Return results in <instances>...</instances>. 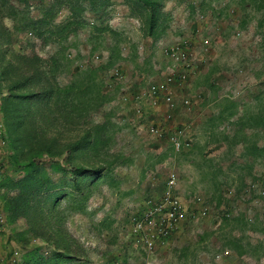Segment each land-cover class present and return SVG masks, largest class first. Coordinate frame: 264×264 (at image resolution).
<instances>
[{
    "label": "rangeland",
    "instance_id": "1",
    "mask_svg": "<svg viewBox=\"0 0 264 264\" xmlns=\"http://www.w3.org/2000/svg\"><path fill=\"white\" fill-rule=\"evenodd\" d=\"M112 1L103 24L116 33L113 37L117 38L119 54L110 66L106 61L114 38L108 31L92 32L89 26L94 17L86 2L81 13L84 23L77 26L74 35L58 41L53 36L44 38L51 34H42V38L20 30L10 44L3 46L2 176L16 179L22 174L8 164L3 97L10 82L35 69L41 80L48 77L54 87L80 79V89L88 84L90 91L86 93L88 105L83 116L78 117L76 112L67 121L62 117L54 121L53 111L48 113L51 119L45 118L46 109L53 105L46 104V108L39 104L43 112L34 111L28 130L38 136L45 133V137L66 144L92 124L101 125L100 135L107 137V141L100 159L105 165L108 163L109 169H103V176L88 191L85 200L78 202L75 195L73 204L66 194L71 190L60 184L70 179L68 168L62 172L53 166L61 165L63 156L40 157L46 176L65 192L58 201L59 214L56 212L53 218L56 220L50 221L49 233L43 232L44 220L30 217L29 212L26 217L19 215L8 221L3 204L17 191L0 186V264L41 260L53 264L50 257L56 253L63 256L57 264L79 263L66 259L71 253L79 257L81 264H264V194L256 195L253 190L245 198L243 193L253 180L264 181V0H248L247 10L240 9L236 0H173L170 4L166 0L167 6L162 8L163 15H167L165 27L155 39L143 37L138 25L125 18L120 0ZM190 5L195 6V11H190ZM40 6L30 2L28 15L37 18ZM67 15L68 10L61 8L55 22ZM3 24L10 28L12 21L5 18ZM214 32H218L220 44L213 45L210 37ZM203 39L207 43L203 44ZM183 40L191 45L192 63L196 67L186 87L175 91L177 96H192L191 108L189 111L178 108L175 113L180 123L192 121L186 133L191 144L188 149L173 152L168 144L154 141L148 135L145 123L158 119V109H152L144 101L134 102L133 97L138 88L163 75L167 65L163 50ZM15 55L24 58L18 60ZM8 60L10 67L5 65ZM112 66L121 72L116 81L108 73ZM2 69L6 71L4 75ZM93 70L95 75L86 82L83 73ZM134 103L141 110L140 117L131 110ZM48 123H53L52 128H48ZM169 169L177 173L175 187L179 195L183 198L199 195L210 209L206 217L188 215L163 246L146 253L132 244L128 216L139 211L144 200L159 195ZM217 199L227 208L223 207L225 213L245 211L251 221L229 218L222 222L215 206ZM34 224L40 233L35 231ZM66 244L69 249L62 248Z\"/></svg>",
    "mask_w": 264,
    "mask_h": 264
},
{
    "label": "trees",
    "instance_id": "2",
    "mask_svg": "<svg viewBox=\"0 0 264 264\" xmlns=\"http://www.w3.org/2000/svg\"><path fill=\"white\" fill-rule=\"evenodd\" d=\"M32 1L41 5L37 18H32L28 15V9ZM165 1L120 0V4L126 8V14L129 18L137 20L138 28L142 32L143 37L155 39L161 36L165 27L164 20L167 15L162 13ZM247 1L236 0L242 10L248 9L250 3ZM83 2L87 3L88 9L94 17L93 20L95 22L93 21L89 26L92 32L101 33L108 31L112 37L115 36L116 33L103 24L104 18L108 13L107 10L113 4L112 0H49L46 3L43 0H0V55L5 52L3 46L10 44L12 37L20 30H28L25 34L33 32V34L42 38L44 37L42 34H51L44 38L53 36L58 41L63 40L70 34L74 35L77 31V26H82V23H84L81 16V13L84 12ZM61 8L68 10V15L57 23L55 22L56 14ZM5 18L12 21L10 28L3 24V19ZM241 22L243 23V20ZM100 38L102 37L100 36ZM113 38L114 44L108 48L107 66H110L114 58L119 54L118 47H116L117 38ZM15 58L20 60L24 57L23 55H15ZM5 65L10 67V60L6 61ZM5 72L2 69L1 75H4ZM37 72L38 69H35L33 73L31 71V73L20 74L14 81L10 82L7 88V95L3 97L1 108L5 125L8 128V164L13 168V171H20L22 174L16 179H9L8 176L3 177L4 175L2 176V173H0V186L4 185L17 191L15 196L6 198L3 204V209L7 212L8 221H13L19 215L26 217L25 213L29 212L30 217L44 220L43 225L45 228L43 232L49 233L51 232L50 221L56 220L53 218L56 212L59 214L57 209L58 201L65 192L61 191L46 176L44 164L41 162L40 157L42 155L50 157L63 156L61 165L55 163L53 165L54 169L56 168L63 172L66 171L65 168H68L71 177L66 182H60V184H65L72 191L66 192L69 198H72H70V202L76 201L73 200L75 195L79 197L77 199L79 202L86 199L88 191L90 192V189L97 183L98 179H101L103 169H109L108 163L105 165L104 161L100 159V151L105 147L107 137L106 139L105 137L102 138L99 132L101 125L98 124H92L86 131L74 138L73 141L66 142V144L58 143L56 138L45 137V133L38 136L28 130L34 117V111L38 109L43 112L39 104L45 106L46 104L53 105L51 108L46 106L48 109H46L47 115L45 118L49 117V111H53L55 115L52 120L54 121H57V118L60 117L67 121L76 112L78 117L83 116V110H86L88 105V98L86 99V93L90 91L88 84L85 89L81 90L80 79H74L69 84L54 87L55 85L49 84L48 77L41 80ZM94 73L95 70L85 71L83 73L85 81L87 82L88 79H91V75L94 76ZM53 90L56 92V97H53ZM73 95L76 98H73ZM49 119L51 118L49 117ZM52 126L53 123H48V128H52ZM190 144L185 148L188 149ZM65 147L66 149H64ZM104 166L107 168H104ZM259 184L261 189L264 190V181L259 182ZM248 187L246 185L243 193H246L247 189L248 193L252 194L253 191L248 189ZM81 194H83L82 197L79 196ZM235 194L234 191V196ZM215 203L222 222L229 220V218L233 220L241 219L245 223L251 221L244 213L245 211H235L237 213H231L232 215L229 213L226 216L223 211L225 206L220 205L222 204L220 200L217 199ZM28 209L31 210L28 211ZM57 216L59 218V215ZM34 229L35 231L39 230L35 224ZM31 230L34 232L33 229ZM40 232L41 230H39ZM61 246L64 249H69L67 244ZM62 258L63 256L60 253H56L50 257V260L53 259V264H57ZM66 259L79 262L73 264H81L79 257H76L73 253ZM22 264H47V262L46 260L32 263L25 261Z\"/></svg>",
    "mask_w": 264,
    "mask_h": 264
},
{
    "label": "built area",
    "instance_id": "3",
    "mask_svg": "<svg viewBox=\"0 0 264 264\" xmlns=\"http://www.w3.org/2000/svg\"><path fill=\"white\" fill-rule=\"evenodd\" d=\"M27 35L31 34L27 33ZM205 42L206 40L203 39L202 43ZM163 56L167 63L163 75L148 81L143 88H138L133 100L144 101L152 109H158L156 113L159 115L158 119H151L145 123L148 135L154 141L168 144L173 152H179L191 142V138L186 133L192 121L180 123L175 112L178 108L189 111L192 96L187 94L177 96L175 91L186 87L187 79L195 71L196 65L192 63L191 45L185 40L169 44L163 50ZM93 58L96 60L97 55ZM108 73L114 81L121 75L116 66L109 68ZM131 110H134L138 117L141 116V110L135 103ZM176 180L177 173L173 169L167 170L159 195L155 199L144 200L141 209L128 216V234L132 244L146 253H152L156 248L163 246L167 239L181 228L182 222L188 215L193 216L195 213L200 217H206L209 212L207 201H203L201 196L183 198L179 195L175 187ZM248 186V189L257 191L256 195L264 194L258 182H251ZM227 191L231 195V190L227 189ZM244 197H249L247 189ZM227 212L226 216L229 214Z\"/></svg>",
    "mask_w": 264,
    "mask_h": 264
},
{
    "label": "crops",
    "instance_id": "4",
    "mask_svg": "<svg viewBox=\"0 0 264 264\" xmlns=\"http://www.w3.org/2000/svg\"><path fill=\"white\" fill-rule=\"evenodd\" d=\"M172 1L173 0H170V2L168 1V4H170V3H172ZM120 2V1H119ZM120 5V7L122 8V11H123V13H124V15H125V18H128L129 19V21H131L133 24H136V25H138L137 24V20H135V19H132V18H129L128 16H127V14H126V8L122 5V4H119ZM165 6H167V2H165L164 3V6H163V8L165 7ZM195 6H192V5H190V11H195ZM197 25H199L198 23H196V27H197ZM200 28H203L202 27V25L200 26ZM217 34H218V32H214L213 33V35L210 37V39L213 41V45H215V44H220L221 42L219 41V40H217ZM216 52V51H215ZM246 63V62H245ZM263 75V74H262ZM230 77V76H229ZM235 78H236V76H235ZM235 80V79H234ZM253 80H250V82H252Z\"/></svg>",
    "mask_w": 264,
    "mask_h": 264
}]
</instances>
